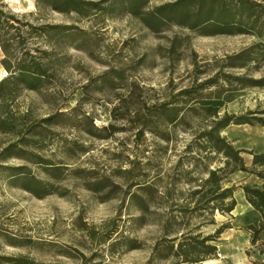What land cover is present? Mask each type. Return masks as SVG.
<instances>
[{
	"label": "rangeland",
	"instance_id": "374dc122",
	"mask_svg": "<svg viewBox=\"0 0 264 264\" xmlns=\"http://www.w3.org/2000/svg\"><path fill=\"white\" fill-rule=\"evenodd\" d=\"M173 1L146 0L142 9ZM76 2L0 0V20H9L0 28V79L19 65L42 73L37 88L16 83L6 100L0 97L1 112L15 124L0 131V264L15 258L19 264H170L172 257L153 250L164 235L213 234L233 221L231 213L190 210V191L223 159L187 149L209 120L190 115L189 126L167 127L166 140L139 133L131 111L211 76L227 55L258 38L203 35L173 22L155 32L122 0ZM224 70L257 78L264 59ZM248 111L264 119V86L239 89L220 114ZM221 135L235 148L264 152V125L257 120L229 124ZM241 156L252 167V154ZM258 171L264 165L230 173L222 185H233L240 200L241 193L234 195L243 184L262 182ZM25 174L43 183L41 195L27 190L34 184ZM148 183L149 195L140 187ZM209 219L214 223H204ZM231 237L227 228L219 234L221 250L209 264L264 261L261 242L232 247Z\"/></svg>",
	"mask_w": 264,
	"mask_h": 264
},
{
	"label": "trees",
	"instance_id": "16d2710c",
	"mask_svg": "<svg viewBox=\"0 0 264 264\" xmlns=\"http://www.w3.org/2000/svg\"><path fill=\"white\" fill-rule=\"evenodd\" d=\"M146 0H122L126 11L138 16L143 25L151 31L157 32L164 23L173 22L191 30H198L203 35L216 34H252L258 40L239 52L227 55L214 74L201 81H194L189 87H184L174 94H169L159 103L147 106L145 109L135 108L131 111L133 122H137L138 132L147 130L162 139H168L169 125L189 126L188 117L198 116L209 120V127L194 133L193 139L188 143L187 149L195 148L203 152H214L222 157V166L208 169L206 177L197 188L190 191L193 199L192 211L210 212L221 214L230 213L236 201L233 197L235 187L223 186L230 173L235 171L254 172V167L264 165V152L252 153L245 149L235 148L221 131L229 124H253L254 120L264 125L262 117H256L254 112L246 114H220L226 102L231 101L239 89L244 87H263L264 75L254 78L248 75L226 72L224 68H247L251 63H258L264 59V5L253 0H176L156 6L151 10H143ZM63 3L76 4V0H62ZM74 9V8H73ZM75 10H80L75 8ZM8 15L2 21L0 28L8 23ZM12 19V18H10ZM42 82V73L38 66L33 68L28 65H19L17 70L5 78L0 79V97L6 100L12 93L13 84L20 83L29 89L37 88ZM2 106H0L1 108ZM52 117L46 119L51 120ZM14 119L0 110V131L11 129L15 125ZM28 131V130H27ZM17 132L22 135L21 129ZM91 132V131H88ZM22 140V139H20ZM10 144L5 152L14 147ZM242 152L252 154L251 165L248 168L241 156ZM40 162V161H39ZM262 179L260 184H243L241 186L246 200L261 214L257 226L250 225L251 244L258 241L262 243L264 252V173L257 172ZM26 182H32L34 187H25L35 195L42 194L43 183L37 178L22 175ZM142 187L151 194L152 184ZM41 188V189H40ZM134 197H140L133 193ZM188 210V209H187ZM204 223H214L209 219ZM229 224H221L213 234L202 235L200 232L193 234L191 231L167 237L164 235L158 240L153 250L156 256L163 259L172 257L170 264H203L217 253L216 239ZM166 231V230H165ZM19 258L12 259L14 264L20 263ZM255 264H264V261Z\"/></svg>",
	"mask_w": 264,
	"mask_h": 264
},
{
	"label": "crops",
	"instance_id": "0c3cea01",
	"mask_svg": "<svg viewBox=\"0 0 264 264\" xmlns=\"http://www.w3.org/2000/svg\"><path fill=\"white\" fill-rule=\"evenodd\" d=\"M254 182L256 183L257 181ZM239 193H241V199H235L236 204L230 212L233 221L229 224V228L227 229L231 230L232 237L231 240L229 239V242L232 244V247H247L251 246L250 241L252 232L249 226H257L261 220V214L246 200L242 189L237 190L234 196H237ZM220 250V247H217V251L219 252ZM246 260L249 264H253L254 262H249L248 259Z\"/></svg>",
	"mask_w": 264,
	"mask_h": 264
},
{
	"label": "bare ground",
	"instance_id": "6f19581e",
	"mask_svg": "<svg viewBox=\"0 0 264 264\" xmlns=\"http://www.w3.org/2000/svg\"><path fill=\"white\" fill-rule=\"evenodd\" d=\"M212 260H205L203 261V264H209Z\"/></svg>",
	"mask_w": 264,
	"mask_h": 264
}]
</instances>
